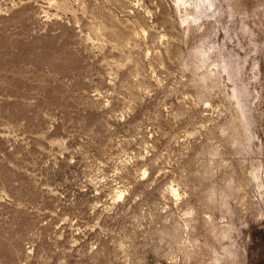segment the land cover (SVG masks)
<instances>
[{"label": "rangeland", "instance_id": "rangeland-1", "mask_svg": "<svg viewBox=\"0 0 264 264\" xmlns=\"http://www.w3.org/2000/svg\"><path fill=\"white\" fill-rule=\"evenodd\" d=\"M245 1L250 32L224 13L185 33L173 0H0V264H264V9ZM211 38L250 52L249 153L222 132L232 81L208 93L187 59Z\"/></svg>", "mask_w": 264, "mask_h": 264}, {"label": "bare ground", "instance_id": "bare-ground-1", "mask_svg": "<svg viewBox=\"0 0 264 264\" xmlns=\"http://www.w3.org/2000/svg\"><path fill=\"white\" fill-rule=\"evenodd\" d=\"M173 1H174V6H175L174 7L175 12H176V15L178 16L177 17V23H178V25H180V27L182 26L184 28L185 33L190 32L195 27H201L203 24H205L206 20L209 21L210 24L211 23L215 24V22H217L223 16L224 13H227L230 17L240 15V17H241V21H240L241 24L240 25H241L242 29L245 30L246 32H250L249 31L250 28L248 26L246 18L251 16L254 8H250L249 5L246 4L245 0H225V1H227V3L225 5L223 4L224 0H173ZM257 6L263 7V9H264V2H262V0H257ZM215 25H217V24H215ZM218 26H220V25H218ZM218 26H216V27H218ZM183 28H182V30H183ZM211 28H213V27H211ZM184 30H183V32H184ZM209 30H210V28H209ZM143 31H145V29H143ZM217 31H215V33ZM135 33L138 34L139 31L136 30ZM213 34H214V32H213ZM214 35H216V34H214ZM162 37H164V36H162ZM209 37H211V36H209ZM213 39L215 41V38H213ZM213 39L211 40L212 44L211 45L208 44V48H206V46L204 45L206 42L203 39L199 44H197L193 47L192 51L190 52L191 54H189L190 56L188 58L185 55V62H183V61L182 62L185 64L189 60L191 61V57H192V60H193L192 67L196 71V73H197L196 75H198L196 77L197 82H199V84L202 87L207 88L208 93H211L212 91L219 89V87L221 86L222 79L224 77H227L229 80L232 81V83H233L232 90L230 92H228V99L230 100V102L232 104V113H231V115H229L230 116L229 119L227 118L228 120L225 121L226 123L222 127L223 128L222 132L226 133L227 141L229 143L233 144L234 147L236 145L237 149H239V151L241 153H243V151L248 152V151L252 150L251 147L253 145V142L255 139H257L256 137L259 135V134L257 135V133L255 132L254 126H255L256 122H260V121H257L258 118L254 113V108L251 105V103H252L253 99H255L256 97L259 96L258 93H261V92H258L257 93L258 95H254L253 91L250 89L252 87H249L248 85H245L240 81V80H242L241 76L243 78L244 74L242 75V73L244 71V68L247 65L248 56H249L250 52H248V54L246 56L243 55L245 57L240 56L241 54L237 55L238 54L237 52H236L237 54L232 53V50H231V52H227V51H225L223 46L217 45L218 43L217 44L214 43ZM223 44H225V43H223ZM254 44H255L254 50H258L262 47L263 49L262 48L261 49L264 51V41L262 42V46H261V43L258 44L257 42H255ZM228 48H230V46ZM230 49H232V48H230ZM230 49H228V51ZM250 55L254 56L252 54H250ZM186 58L189 60L186 61ZM255 59H256V62L255 63L252 62L253 66L251 68L252 74L254 77H256L258 75V73L261 71L259 59L257 60L256 57H255ZM189 65H191V64H189ZM247 71H248V69H247ZM248 73H249V71H248ZM244 77L246 78V76H244ZM249 79H250V76H249ZM258 80H256V81H258ZM254 82H255V80H254ZM251 86H252V84H251ZM255 89H257V88H255ZM201 90H202V88H201ZM203 90H205V89H203ZM228 91H229V89H228ZM260 97H262V96H260ZM259 115H260V113H259ZM257 124L259 125V123H257ZM226 135H225V137H226ZM223 139H224V137H223ZM259 148H263V147L260 146ZM255 149L256 148L253 147V150H255ZM218 151H220L218 148L215 149V153H217ZM255 164L256 165L255 166L253 165V168L251 167L252 168V170H250L251 172H249L250 173V179L252 180V182L256 183V185L259 188H264V173L261 172L262 169L264 168L263 167L264 165L262 166V164H260V165H257V163H255ZM260 169H261V171H260ZM241 182L237 183V185L234 184V185H229L227 187V190L224 193L225 199L227 196L232 194L236 189H239L242 186ZM249 182H250V180H249ZM245 183H247V182H245ZM250 185L253 186L252 183ZM243 187L245 188V185ZM172 191L175 192V194L178 193V189L176 187H172ZM247 192H246V194H247ZM252 192L254 193V190ZM215 193H216V186L213 185L211 187L209 195H208L209 196L208 197V204H212V202L214 200ZM239 194H240V192H239ZM254 194L257 197L256 193H254ZM245 197H247V196H245ZM260 199H262V198H260ZM245 200H246V198H245ZM245 200L243 197L244 202H245ZM254 200H256V199H254ZM254 200H253V202H254ZM225 202L226 201H224V203ZM251 203H252V201H251ZM255 204H258V203L256 202ZM261 205H262V203H261ZM253 207H254V204H253ZM263 209H264V207H263ZM263 209H262V213H263ZM227 222H225V223H227ZM232 225H233V223H231L230 226H232ZM229 229L230 228L228 227V229L223 228L221 230L220 229L217 230L216 236L219 237L220 239L223 238L222 240H224L225 237L230 236V235H228V231H230ZM223 248H225V247H223ZM223 248H222V250H223ZM238 249H239V247H238ZM220 252L222 253V251H220ZM226 252H227L226 253V255H227L226 262L221 263V261L223 259L218 256L215 258V261L213 260L214 263H212L211 262L212 260H211L210 264H244L242 258L236 254V253H238V251L235 253L233 251L227 250ZM223 254H225V253H222V256H224ZM215 255H216V253H215ZM220 256H221V254H220ZM211 259H213V258L211 257ZM218 261H220V263H218ZM201 263H202V261H201Z\"/></svg>", "mask_w": 264, "mask_h": 264}]
</instances>
